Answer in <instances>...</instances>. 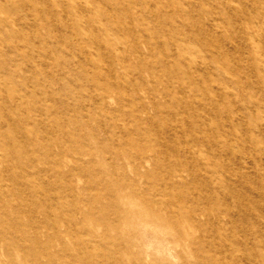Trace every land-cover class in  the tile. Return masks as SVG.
Returning a JSON list of instances; mask_svg holds the SVG:
<instances>
[{
    "label": "rangeland",
    "instance_id": "obj_1",
    "mask_svg": "<svg viewBox=\"0 0 264 264\" xmlns=\"http://www.w3.org/2000/svg\"><path fill=\"white\" fill-rule=\"evenodd\" d=\"M0 264H264V0H0Z\"/></svg>",
    "mask_w": 264,
    "mask_h": 264
},
{
    "label": "bare ground",
    "instance_id": "obj_2",
    "mask_svg": "<svg viewBox=\"0 0 264 264\" xmlns=\"http://www.w3.org/2000/svg\"><path fill=\"white\" fill-rule=\"evenodd\" d=\"M223 45V44H222Z\"/></svg>",
    "mask_w": 264,
    "mask_h": 264
}]
</instances>
